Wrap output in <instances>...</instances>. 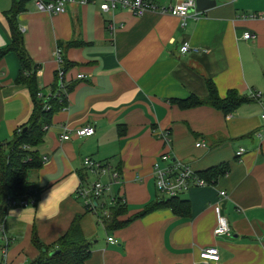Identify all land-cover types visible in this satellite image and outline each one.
I'll return each instance as SVG.
<instances>
[{"label": "crops", "instance_id": "1", "mask_svg": "<svg viewBox=\"0 0 264 264\" xmlns=\"http://www.w3.org/2000/svg\"><path fill=\"white\" fill-rule=\"evenodd\" d=\"M176 1L153 0L160 7ZM214 2L181 21L158 11L104 12L98 2L68 3L64 12L52 14L37 10L32 0H0V48L11 42L8 12L17 5L14 23L37 66L39 88L49 92L61 67L66 98L35 148L44 158L41 167L27 172L39 188L37 197L5 214L3 232L10 242L2 264H28L40 255L33 233L53 244L75 216L83 236L94 241L84 264H264V101L242 103L226 114L210 105L176 103L191 94L205 97V80L220 98L230 91L246 98L251 91L264 93V0ZM244 31L253 37L243 39ZM181 42L197 51L179 53ZM20 69L16 52L0 58L4 150L33 109L28 89L16 82ZM86 125L94 133L78 136L75 129ZM165 152L206 184L189 185L177 196L187 203L185 215L162 205L137 216L146 204L167 198L153 177L154 163ZM86 156L119 173L115 181L110 172L100 178L109 185L102 200L109 207L117 197L125 203L117 217L129 219L122 227L107 229L76 197L80 182L93 178L83 167ZM49 194L59 212L41 219L39 204ZM215 204L228 236L213 235ZM10 208L21 213L9 216ZM208 246L216 248L217 261L198 258Z\"/></svg>", "mask_w": 264, "mask_h": 264}, {"label": "trees", "instance_id": "2", "mask_svg": "<svg viewBox=\"0 0 264 264\" xmlns=\"http://www.w3.org/2000/svg\"><path fill=\"white\" fill-rule=\"evenodd\" d=\"M18 9L19 7L14 5L8 12L12 38L7 46L0 48V58L9 51L16 52L21 66L16 82L28 89L33 109L27 123L16 129L12 139L6 143L7 150H4L0 144V225H4L5 214L7 209L11 207L5 202L7 196L13 198L26 197L32 200L37 197L39 188L34 181L28 180L27 172L41 167L44 158L35 148L43 140L45 131L50 125L52 113L62 109L66 104V98L63 95L61 99L50 96L47 101L42 97L44 93L38 86L37 66L27 54L23 45L22 34L14 23V15ZM58 84L55 76L51 86L52 93L57 90ZM205 84L207 88L205 97L199 98L191 94L184 100H176L177 105L185 108L205 104L213 106L226 114L240 104L253 100L232 91L228 92L224 98H220L211 82L205 80ZM45 103L49 104L48 109H45ZM220 170L222 171V169ZM162 205L171 207L178 215H185L187 212L185 201L177 197H171L146 204L137 216L144 215ZM109 208L110 214L107 217L102 216V224L107 229L122 227L129 221V219L121 221L117 218L125 212V203L120 197L115 198L114 204ZM32 243L40 251V255L29 261L28 264H84L91 253L94 241L87 240L83 236L79 216H75L67 232L53 244H44L35 232L32 235ZM4 247L0 239V264L4 260L2 254ZM56 249L59 251L54 254L50 253Z\"/></svg>", "mask_w": 264, "mask_h": 264}, {"label": "built area", "instance_id": "3", "mask_svg": "<svg viewBox=\"0 0 264 264\" xmlns=\"http://www.w3.org/2000/svg\"><path fill=\"white\" fill-rule=\"evenodd\" d=\"M39 11H46L48 13L56 14L64 12L66 5L72 2H78L80 4H88L92 2H98L101 11H116L118 9H126L132 12L136 16H141L146 12L158 11L164 14H170L178 17L181 21L191 12L195 7L194 0H177L176 3L169 7H160L156 5L153 0H32ZM259 17H264V14H260ZM243 39H250L253 37L249 31H244L241 36ZM197 49L190 46L187 42H181L178 45V52L181 54L187 52H196ZM58 49V53H59ZM81 77V75H78ZM56 78L59 83L57 90L52 93H44L42 97L47 101L50 96H55L59 99L62 98L64 91V71L61 67H58L56 72ZM248 97L252 98L256 102L264 101V93L259 91H251L248 93ZM45 109L49 108V104L45 103ZM261 117L264 118V108L261 112ZM75 133L78 136H88L94 133L92 126H80L75 129ZM70 136L68 133L62 135V139L66 140ZM195 146H203L200 142H195ZM243 152L242 147H238L235 150V155L239 156ZM84 169L93 175V178L80 182L76 188L75 195L83 205L84 209L93 213L98 221L102 223V216L107 217L110 214V208L102 200L103 193L108 190L109 185L103 182L100 178L101 175L110 172L112 181L118 178L119 173L111 171L110 164L95 160L90 156L83 158ZM153 177L155 179V186L157 191L164 197L171 198L179 196L189 185H204L205 180L198 174L193 172L188 165L178 159L171 158L166 152L160 156V159L154 163ZM218 197L224 195V191L218 192ZM33 200L26 197L13 198L7 196L5 202L8 206H26ZM216 205V204H215ZM215 209V225L213 228L214 236H228L229 226L223 216L218 213V206ZM4 225H0V239L4 244L2 254L5 256L7 245L9 244V238L3 232ZM107 240L111 243H116V239L109 236ZM198 258L202 261L215 262L218 259V253L215 247L208 246L201 248L198 252Z\"/></svg>", "mask_w": 264, "mask_h": 264}, {"label": "clouds", "instance_id": "4", "mask_svg": "<svg viewBox=\"0 0 264 264\" xmlns=\"http://www.w3.org/2000/svg\"><path fill=\"white\" fill-rule=\"evenodd\" d=\"M51 199H52V196L51 194H49L48 197L39 204V212L41 214L40 216L41 219L46 218L48 220H51L58 214L59 209L58 207H55V208L52 207V205L50 204ZM32 210L35 211L36 209L32 207ZM20 213L21 211L17 213L15 209H11V208L8 211L9 216H17Z\"/></svg>", "mask_w": 264, "mask_h": 264}, {"label": "water", "instance_id": "5", "mask_svg": "<svg viewBox=\"0 0 264 264\" xmlns=\"http://www.w3.org/2000/svg\"><path fill=\"white\" fill-rule=\"evenodd\" d=\"M195 1V7L193 9V11L195 12H198V11H201L207 7H209L210 5H213L215 2L214 0H194ZM59 250L56 249V250H53L51 251L50 253L51 254H54L56 252H58Z\"/></svg>", "mask_w": 264, "mask_h": 264}, {"label": "rangeland", "instance_id": "6", "mask_svg": "<svg viewBox=\"0 0 264 264\" xmlns=\"http://www.w3.org/2000/svg\"><path fill=\"white\" fill-rule=\"evenodd\" d=\"M29 181H31L30 179H28Z\"/></svg>", "mask_w": 264, "mask_h": 264}]
</instances>
